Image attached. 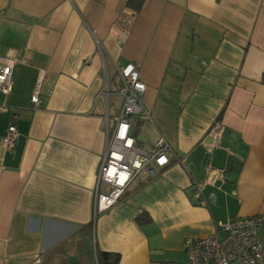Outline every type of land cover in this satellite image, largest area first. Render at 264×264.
I'll use <instances>...</instances> for the list:
<instances>
[{
  "label": "crops",
  "instance_id": "obj_1",
  "mask_svg": "<svg viewBox=\"0 0 264 264\" xmlns=\"http://www.w3.org/2000/svg\"><path fill=\"white\" fill-rule=\"evenodd\" d=\"M126 9L125 0H0V66L12 67L0 137L11 123L18 131L11 148L0 141V264H42L87 224L94 248L119 264L184 263V240L222 237L220 224L264 213V0H144L123 24ZM127 62L150 113L131 129L136 145L148 151L164 137L172 151L94 216L106 102L110 123Z\"/></svg>",
  "mask_w": 264,
  "mask_h": 264
},
{
  "label": "built area",
  "instance_id": "obj_2",
  "mask_svg": "<svg viewBox=\"0 0 264 264\" xmlns=\"http://www.w3.org/2000/svg\"><path fill=\"white\" fill-rule=\"evenodd\" d=\"M131 10L126 9L120 16V23L127 24L134 18ZM127 28L124 29L125 33ZM11 62L0 66V90L7 94L11 87ZM120 85L118 94L122 97L120 108L116 110L113 124L109 123L108 102L103 130L106 135V148L103 154L93 201L94 216L109 210L122 196L133 178L142 172L154 174L156 167L169 163L172 148L164 137H159L153 147L146 151L136 145L131 129L141 115L150 119V113L144 104L143 94L146 84L139 68L132 62L119 66ZM41 76L34 86L31 102H38ZM107 93H101L104 96ZM0 109H6L0 105ZM223 125L214 120L207 130V137L215 144L222 133ZM18 137L13 123L9 124L0 137L1 143L9 149ZM198 195L196 192L195 196ZM260 228H264V213L237 217L227 224H220L225 231L222 237L210 236L186 239L183 246L187 253L184 263L162 262L160 264H264V238Z\"/></svg>",
  "mask_w": 264,
  "mask_h": 264
},
{
  "label": "trees",
  "instance_id": "obj_3",
  "mask_svg": "<svg viewBox=\"0 0 264 264\" xmlns=\"http://www.w3.org/2000/svg\"><path fill=\"white\" fill-rule=\"evenodd\" d=\"M143 2L144 0H125L126 8L133 13L141 9ZM137 220L140 221V217H137ZM89 234L90 225L87 224L78 231V234L68 237L49 250L43 256L42 264H119V254L94 248L88 238Z\"/></svg>",
  "mask_w": 264,
  "mask_h": 264
},
{
  "label": "rangeland",
  "instance_id": "obj_4",
  "mask_svg": "<svg viewBox=\"0 0 264 264\" xmlns=\"http://www.w3.org/2000/svg\"><path fill=\"white\" fill-rule=\"evenodd\" d=\"M119 96H120V95H119ZM118 101H119V98H118V97H117V100H116V99L113 98V95H110V103H111V107H110V109H112L113 106H114V104H115L116 102H118ZM110 113H111V112H110ZM111 114H112V113H111ZM110 123H111V124L113 123L112 115H111Z\"/></svg>",
  "mask_w": 264,
  "mask_h": 264
}]
</instances>
